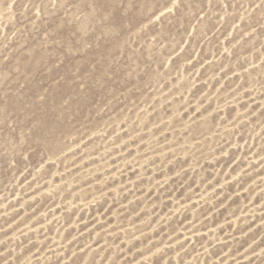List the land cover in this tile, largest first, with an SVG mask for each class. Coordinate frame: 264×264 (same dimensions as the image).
Wrapping results in <instances>:
<instances>
[{"label": "rangeland", "instance_id": "1", "mask_svg": "<svg viewBox=\"0 0 264 264\" xmlns=\"http://www.w3.org/2000/svg\"><path fill=\"white\" fill-rule=\"evenodd\" d=\"M0 264H264V0H0Z\"/></svg>", "mask_w": 264, "mask_h": 264}]
</instances>
